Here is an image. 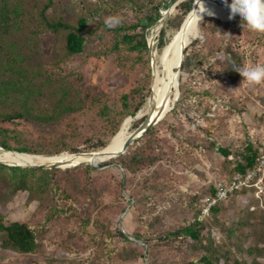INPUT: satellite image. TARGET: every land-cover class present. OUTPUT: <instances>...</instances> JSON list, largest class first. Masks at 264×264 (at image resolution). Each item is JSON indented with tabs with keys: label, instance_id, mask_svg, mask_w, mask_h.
Wrapping results in <instances>:
<instances>
[{
	"label": "rangeland",
	"instance_id": "obj_1",
	"mask_svg": "<svg viewBox=\"0 0 264 264\" xmlns=\"http://www.w3.org/2000/svg\"><path fill=\"white\" fill-rule=\"evenodd\" d=\"M186 1L167 10V42L161 47L163 27H155L160 20L143 24L144 14L154 12L149 0H0L9 16L0 25L1 77L12 73L3 70L12 66L31 89L0 96V141L38 150L63 146L55 154H68L74 147L90 151L98 138L106 140L116 130L129 135L148 114L146 101L132 111L150 96L151 55L160 69L162 51L187 18ZM211 12L208 17L222 20L201 19L199 34L185 47L176 104L171 107L176 92L170 89L164 116L124 154L102 161L101 167H52L43 201L29 198L25 190L11 193L0 180L5 221L26 222L38 241L34 252L22 253L6 246L0 232V264H264V196H232L202 219L205 242L216 250L211 262L201 260L207 253L202 244L169 234L194 222L201 198L231 172L248 143L264 149V83L249 86L233 70V65L264 64V34L243 32L239 18L229 23L227 12ZM80 17H86L83 51L67 54L65 30L47 23L76 26ZM111 17L119 23L107 27ZM120 25L126 31L117 30ZM124 32L137 33L138 39L144 35L147 49H132ZM103 102L111 107L107 119L99 113ZM65 104L73 109L55 122L17 115L26 107L31 115H44ZM218 147L232 154L225 158Z\"/></svg>",
	"mask_w": 264,
	"mask_h": 264
},
{
	"label": "trees",
	"instance_id": "obj_2",
	"mask_svg": "<svg viewBox=\"0 0 264 264\" xmlns=\"http://www.w3.org/2000/svg\"><path fill=\"white\" fill-rule=\"evenodd\" d=\"M149 5H152L154 12L146 13L143 16V24L147 27L152 26L156 21L160 18L161 12L160 9H167L175 0H156L157 3L152 2V0H149ZM152 2V3H151ZM184 5L187 4L185 17H187L191 13L193 0H188L183 3ZM181 5V3L179 4ZM150 7V6H148ZM44 12L45 9H42L40 12L42 18L44 19ZM8 9L5 4H2L0 7V25L7 23L8 19ZM210 20L214 21H220V19L215 17H208ZM201 21V20H200ZM47 25L52 28L53 30H56L58 28H62L65 30V42H64V50L67 54H77L81 53L84 48V40L85 38L81 35V31L85 29L86 25V17H80L78 19V24L76 26L66 23L63 21H56L47 23ZM135 28L136 25H131L130 28ZM117 30L126 31L127 26L126 25H120L116 28ZM161 37H160V46L163 47L164 44L167 42L165 38V28L163 27L160 31ZM122 38L124 42H126L132 49L138 50L139 47H144V49H147V42L144 37V35H141V38L138 39L137 33L132 34H125V32L122 34ZM186 52V49L184 50ZM187 57L184 56L181 67L183 68L186 64ZM6 72H12L10 74L7 73V77L3 79L2 73L0 74V96L4 95L6 92L15 90V91H21L26 90V94L31 92L30 87L28 86V82L23 80L25 78V75L20 70L13 68L12 66L3 69ZM4 71V72H5ZM228 74H231V70L228 69ZM27 80V78H26ZM126 95H124L123 104L124 106H127V103L125 101ZM146 101V98L144 97L141 101L137 103V105L134 107V110L132 113L136 112L142 107V103ZM28 108H24L22 111L18 112V116H32L31 118L44 123L49 122H55L60 120L63 115L71 111L73 109V105L71 104H65L62 107L55 109L52 112L46 113L44 115H31L30 111L27 110ZM111 112V107L108 106L106 103H102V105L99 106V113L102 115L103 118H108L109 114ZM16 114V113H15ZM7 118H10V115H6ZM118 129V128H117ZM117 131V130H116ZM115 131V132H116ZM148 131V130H147ZM146 131V132H147ZM114 132V133H115ZM113 133V134H114ZM112 134V135H113ZM111 135V136H112ZM108 137L106 140H103L101 138H98L96 140V143H93L89 146L91 150H97L107 144L109 139ZM59 143V140L56 141V144ZM0 145L4 147L6 150L14 149L18 152H24V153H46V154H55L62 152L64 150L63 146L56 147L55 149H30L26 146H21L17 148L11 147L9 144L6 143V141L1 140ZM90 150V151H91ZM72 152H67L68 154H82L83 152L79 151L76 147L71 149ZM218 151L225 156V158H228L232 153L230 150L226 147H218ZM264 149H257L254 147L251 143H248L243 151L240 152L239 155H237L236 161L234 162L233 168L229 174H226L223 178H228L234 175L235 173H244L248 169L252 168L261 152H263ZM119 157V156H118ZM117 157V158H118ZM102 165V164H101ZM52 168H36V167H29V166H18V165H6L4 163H0V180L4 183L6 188L11 192L14 193L18 190H25L28 192L29 198L31 199H38L40 201H43L44 195L47 193V191L50 188L51 180H52ZM222 179V178H221ZM214 193V186L210 188L209 192L206 195H212ZM241 194H248V189H242L239 191H235L232 193L228 199L235 195H241ZM205 195V196H206ZM249 195V194H248ZM202 199L199 205V208L197 209V218L194 220L193 223L189 225H185L182 227H179L178 229L173 230L169 234L172 236L178 238H186L190 242L194 243H200L205 248L207 253H204L201 256V260L205 262H211L213 258H216V250L212 249L207 242H205L203 230L205 229V223L202 219H206L211 217L213 213H216L219 211V207L225 202L218 203L217 205L213 206L211 208V213L209 217H201V205H202ZM227 199V200H228ZM226 200V201H227ZM5 215L0 212V232H2L5 235V241L4 244L8 247H11L19 252L22 253H31L34 252L37 249L38 241L34 232V229H32L26 222L21 221H5ZM229 234H233V230H228ZM245 254H251L250 250H246ZM210 255H213L210 256ZM237 264H261L258 263L256 260L252 262L243 261V263H240L239 261L236 262Z\"/></svg>",
	"mask_w": 264,
	"mask_h": 264
},
{
	"label": "bare ground",
	"instance_id": "obj_3",
	"mask_svg": "<svg viewBox=\"0 0 264 264\" xmlns=\"http://www.w3.org/2000/svg\"><path fill=\"white\" fill-rule=\"evenodd\" d=\"M230 7V6H229ZM203 8L205 9L203 11ZM203 11V12H202ZM226 13L221 6V0H196L193 4L191 13L182 23L179 33L175 40L171 42L161 53L159 62L161 64L160 69H157L154 65V54L152 53V94L146 99L143 106L144 112L149 113L150 109H154V113L158 108L162 107L167 97L168 91L174 82L175 68L180 60V50L186 47L197 35L194 33V22L197 20L198 15L201 19L212 15V12ZM165 13H163L164 15ZM200 19V20H201ZM162 20L156 24V28L161 26ZM160 29V28H159ZM199 34V30H198ZM160 119V118H159ZM129 135H122L121 131L115 133L110 142L104 147L107 153H114L120 150ZM17 152V151H16ZM10 150L0 148V160L8 164L30 165L41 164L50 162H60V167L72 166L73 163L79 161L89 160L91 165H99L102 161L117 157L118 155L108 156L107 158L94 157V155L88 153L82 154H21Z\"/></svg>",
	"mask_w": 264,
	"mask_h": 264
},
{
	"label": "clouds",
	"instance_id": "obj_4",
	"mask_svg": "<svg viewBox=\"0 0 264 264\" xmlns=\"http://www.w3.org/2000/svg\"><path fill=\"white\" fill-rule=\"evenodd\" d=\"M221 6L229 14V23L239 18L242 21L240 27L243 32L264 34V0H221ZM200 19L198 15L197 20L194 22L193 27L196 35H198ZM105 23L107 27H113L119 23V19L111 17ZM219 34L223 35L220 32ZM229 63L232 64V61L229 60ZM233 70L242 77L241 82H246L249 86L264 83V64L247 63L240 66L233 65Z\"/></svg>",
	"mask_w": 264,
	"mask_h": 264
},
{
	"label": "built area",
	"instance_id": "obj_5",
	"mask_svg": "<svg viewBox=\"0 0 264 264\" xmlns=\"http://www.w3.org/2000/svg\"><path fill=\"white\" fill-rule=\"evenodd\" d=\"M242 189H248V194L258 199L264 196V151L252 168L215 183L214 193L202 199L201 217H209L213 206L226 201L232 193Z\"/></svg>",
	"mask_w": 264,
	"mask_h": 264
},
{
	"label": "water",
	"instance_id": "obj_6",
	"mask_svg": "<svg viewBox=\"0 0 264 264\" xmlns=\"http://www.w3.org/2000/svg\"><path fill=\"white\" fill-rule=\"evenodd\" d=\"M179 0H175L167 9H165L166 13L163 15L162 12H161V16L160 18L156 21L158 22L159 20H162V23H161V27H163V25L166 23L169 15H170V11L167 12V10L171 7H175V4L178 2ZM230 6V5H228ZM218 18V17H217ZM220 19V18H218ZM222 20V19H220ZM151 50H152V46H151V42L148 41V51L149 53H151ZM184 50H185V47H183L181 50H180V60H179V63L177 65V67L175 68V72H176V75L174 77V82L172 84V87H170V89L173 91V93L175 94L176 92V96L173 97V100H172V105L171 107L173 108L174 105L176 104V101H177V92H178V84H179V81H178V74L181 70V65H182V61H183V58H184ZM150 96H153L152 94V90H150V93H149ZM164 110H165V105H163L162 107L158 108V110L156 111V113H154V109L151 108L149 113L147 115H145V117L143 118V120L133 129V131L129 134V136L127 137L126 141L124 142L122 148L112 154L110 153H107V151H105V148H102V149H97V150H91V151H81L83 153H88V154H91V155H94V157H99V158H107L108 156H113V155H122L124 154L128 147L134 143L137 138H139L140 136H142L151 126H153L155 123H157L159 121V118L163 117L164 116ZM0 148H3L5 149L4 147H2L0 145ZM0 163H5V164H8L6 162H4L3 160H0ZM8 165H18V166H22V165H19V164H8ZM75 165H91V162L89 160H85V161H79V162H76V163H73L72 166H75ZM24 166H29V167H36V168H52V167H60L61 164L60 162H50V163H41V164H30V165H24ZM94 167H101V165H95Z\"/></svg>",
	"mask_w": 264,
	"mask_h": 264
}]
</instances>
